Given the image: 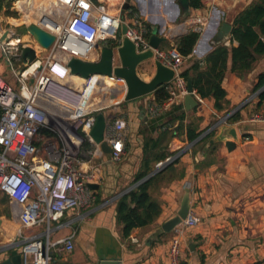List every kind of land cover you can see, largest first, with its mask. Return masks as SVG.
<instances>
[{
	"label": "crops",
	"instance_id": "obj_1",
	"mask_svg": "<svg viewBox=\"0 0 264 264\" xmlns=\"http://www.w3.org/2000/svg\"><path fill=\"white\" fill-rule=\"evenodd\" d=\"M103 1L109 12L116 13L117 8L114 7L113 12L109 2ZM253 1L205 0L200 9L193 10L184 8L180 0H130V8L117 10L116 17L120 19V14L124 11L121 21L129 25L134 19L140 21L146 29L148 39L153 30H157L160 37H167L159 45L158 49L162 52L175 47L174 42L188 31H194L197 18L205 21V29L198 33L199 37L191 54L182 56V72L196 61L203 63L204 58L217 46H225L214 44L221 25L227 23L232 29L235 17ZM57 8L60 9L59 6ZM57 8L47 7V10H43L51 14ZM9 32L12 34L11 42H23L36 48L28 33L17 37ZM1 33L3 31H0V35ZM24 37L27 40L23 41ZM116 37L98 44L112 43L117 40ZM232 46H236V43ZM98 55L99 52L94 49L91 58L86 61H95ZM0 57L4 63L0 64V75L9 84L15 83L16 86L13 87L17 88L16 76L21 63L7 62L1 45ZM115 61V65H118L117 60ZM146 63L149 64L148 71L137 73L143 81L150 80L155 72L153 60ZM230 65L229 59L221 82V87L226 92L225 109L222 112L213 109L212 98H202L203 103H198L194 89L192 95L196 106L193 109L185 110L183 96L175 89L176 97L171 106L155 117L150 116L149 108L159 107L164 101L157 102L153 93L124 101L123 97H118L124 93L118 91L114 93L115 100L110 101L108 95L102 94L99 101H91L92 104L102 101L113 103L114 107L107 111V105H104L102 113L107 125L118 119L125 121V151L117 164H113L109 154L99 153L98 157L92 159L90 166L98 174L97 181L91 184L96 188L89 189L93 200L89 208L68 211L58 222L52 224L53 227L63 226L51 233V241L65 238L71 233H74V238L72 252L53 253L50 264H98L103 259L112 258H118L122 264H167L173 235L172 232L163 233L161 225L176 215L186 189L189 192V212L198 218L199 223L186 229L181 237L182 264H253L264 260V121L252 120L254 115L264 112V100L261 101L257 92H253L258 75L264 73V56L257 57L251 70L243 77L232 74ZM4 66L8 67L12 79L4 75ZM79 79L81 78L75 75L73 81L78 82ZM165 85L166 92L169 87H175L172 81ZM177 105L179 107L175 109ZM141 107L144 109L143 113ZM232 111L238 118L232 123L227 121L226 126H233L238 133L235 149L228 152L224 141H216L206 151V140L187 150L175 165L177 171H184V176L171 181L162 179L149 189L151 198L160 204L161 213L158 218L148 226L134 229L127 239H122L121 226L115 220V205L122 195L134 187L130 184L135 174L142 170L145 161L143 153L147 151L148 165L154 168L156 161L152 160L151 154H158L162 149L167 152L179 151L187 144L181 137H172L179 124L183 127L190 126L196 132L207 131L212 123ZM180 115H184L182 122L176 119ZM212 132V138H215L218 132ZM85 144L88 147L84 148H91L89 143ZM8 203V209L0 213V264L7 261L13 250L20 256L21 238L12 226L11 220L16 218H13L9 199ZM43 229V226H39L27 230L25 236ZM131 237L137 239V243H133Z\"/></svg>",
	"mask_w": 264,
	"mask_h": 264
},
{
	"label": "built area",
	"instance_id": "obj_2",
	"mask_svg": "<svg viewBox=\"0 0 264 264\" xmlns=\"http://www.w3.org/2000/svg\"><path fill=\"white\" fill-rule=\"evenodd\" d=\"M52 2L60 7L57 13L59 21L45 17L52 28L49 30L43 25L38 26L51 33L54 41L48 49H44L32 38L36 47L35 61L30 64L23 62L22 47L27 44L19 42L13 45L9 31H3L7 33V38L0 42L7 62L21 63L16 76V89L0 75V193L9 199L12 215L18 221L17 235L22 239L19 244L22 264H50L53 253L72 252L74 233L55 241H51L50 236L63 226L53 227L54 222H58L68 211L89 208L93 200L87 185L94 184L98 174L90 164L102 152L100 145L90 136V131L96 113L105 109L104 106H91L94 94L98 93L95 88L100 87V91L108 95L109 100L115 92L125 93L126 90L124 80L113 75H90L85 80L75 82L68 61L72 58L86 61L100 41L113 39L120 33L121 25H125L124 36L133 43L137 53L150 50L155 60L174 71L172 82L175 87L168 88L169 97L161 106L149 108L150 116L155 117L168 110L176 97L175 89H178L180 96L186 94L185 81L180 77V67L184 60L182 55L175 47L167 52L152 49L145 35L146 29L140 21L134 19L129 25L118 19L117 10H122L124 2L117 4L114 14L109 12L103 0ZM11 4H15V1ZM205 25V21L197 18L194 32L202 33ZM42 52L48 53L44 59L40 57ZM262 90L264 87L257 94ZM194 96L198 103H203L202 98ZM252 120L264 121V112L254 115ZM125 129L123 119L105 126L103 142L110 146L112 162L119 163L122 160ZM86 142L90 144V149L84 148ZM193 144L157 162L154 169H164ZM82 151L89 159L81 156ZM198 223V218L189 212L174 227L167 264H182L181 237L186 229ZM39 226L44 229L28 236L23 235V230ZM131 241L137 243L134 237H131Z\"/></svg>",
	"mask_w": 264,
	"mask_h": 264
},
{
	"label": "trees",
	"instance_id": "obj_3",
	"mask_svg": "<svg viewBox=\"0 0 264 264\" xmlns=\"http://www.w3.org/2000/svg\"><path fill=\"white\" fill-rule=\"evenodd\" d=\"M204 1L205 0H187L186 5L189 9H200ZM7 4H4L2 8ZM132 11L134 12L133 9ZM6 12L8 15L15 14L8 10ZM198 37V33L188 31L184 36L174 42L175 47L183 57H187L191 54ZM116 39L117 40L112 41V43L109 42L107 44L110 46L117 45L119 35H117ZM25 40H27V37L23 38V41ZM234 42L236 46H232ZM259 56H264V0H254L235 17L232 23L229 46H217L204 58L203 63H200V61L192 63L181 72L180 76L185 81L191 78L192 86L196 94L201 98H212L213 109L217 112H222L225 109L226 92L221 87V82L227 69L228 60L230 59L231 64L230 72L238 77H243L244 74L251 70ZM165 86L166 85H163L153 92L157 102L165 101L169 97L164 89ZM263 87L264 73H261L257 77L253 92H258ZM13 88L16 89V87ZM257 96L261 101L264 100V90L260 91ZM178 105L175 109L179 107ZM183 118L184 115L176 117L180 122L183 121ZM237 118V114L233 113L228 118V121L232 123L237 120ZM205 131L206 130L196 132L190 126L183 127L182 124H179L176 128V133H172V137H181L183 141L190 144L194 143ZM163 134L165 135V133ZM212 137L213 132L211 131L198 142L194 143L192 147H195L202 141H208ZM84 147H88V144H85ZM210 148H212V146ZM144 149H146V145ZM146 152L147 151L143 153L145 154V161L142 164V170L136 173L131 181L130 185L134 187L130 189L129 192L122 195L115 205V220L117 224L121 226L122 239H127L134 229L152 224L160 215V204L151 198L149 194L150 187L162 181V179L171 181L176 177L182 178L184 176L183 170L177 171L175 168V165H177L179 161V157L148 180L139 183L154 170L153 167L148 165L147 159L149 158L146 157ZM177 152L178 151L167 152L165 149H162L158 154H151L153 156L151 157L153 158L152 160L157 163ZM253 264H264V260Z\"/></svg>",
	"mask_w": 264,
	"mask_h": 264
},
{
	"label": "water",
	"instance_id": "obj_4",
	"mask_svg": "<svg viewBox=\"0 0 264 264\" xmlns=\"http://www.w3.org/2000/svg\"><path fill=\"white\" fill-rule=\"evenodd\" d=\"M18 0H0V5L5 3H10ZM187 0H180V4L187 7ZM130 0H124L122 5V10H127L129 8ZM43 23H50L47 20L43 19ZM26 32L38 43V45L44 49H48L54 41V36L43 30L41 27L34 23H30L25 26ZM231 27L227 23H223L215 36L214 44H224L225 46L229 45L228 35L230 33ZM126 26L121 25L119 45L117 47L104 44H97L95 46L96 51L99 52L98 58L95 61H83L80 59L72 58L68 61V67L71 70L73 75L79 76L82 80H85L90 75H101V76H111L113 75L116 78H121L125 82L126 90L123 95L124 101H131L148 94L153 93L157 88L170 83L174 78V71L169 67L163 65L153 58L152 51L148 50L144 53H137L132 42H130L125 36ZM7 33H3L0 37V42H3L7 38ZM167 37H160L157 30H153L149 37V45L152 49H158L160 43L165 42ZM22 60L25 63H32L35 61L36 53L35 49L29 46L22 47ZM117 56L118 65H115V57ZM149 60H153V65L155 68L154 75L149 81H143L137 74V67ZM19 74V72L17 73ZM31 82V81H30ZM193 86L192 79L188 78L186 80V94L183 96L182 102L186 111H190L196 106V101L193 97ZM110 100H115V95L109 97ZM144 112V109L141 107V113ZM226 114L222 118L218 119L215 124L211 125L208 128V132L216 130L218 132L215 138H211L205 144L204 150H207L209 146L213 145L216 141H224V146L228 152H231L235 149L236 144L238 143V133L233 126H226L225 122L233 114ZM106 126V121L104 114L98 112L95 115V123L90 131V136L96 144L100 145V150L103 154H109L111 152L110 146L103 142V133ZM206 131V132H207ZM205 133V132H204ZM202 134L194 141L198 142L202 138ZM81 156L85 159L89 157L82 151ZM161 171L160 168H155L150 172L145 178H143L139 183H142L148 180L150 177ZM138 183V184H139ZM89 189L96 188L95 185L88 184ZM189 192L188 189L185 190V193L180 202L179 209L176 215L164 222L161 225V230L163 233H170L174 227L179 225L181 221L189 213ZM15 216H13L14 218ZM4 264H21L20 256L16 250H13L10 254V257ZM98 264H122L118 258L112 259H103Z\"/></svg>",
	"mask_w": 264,
	"mask_h": 264
},
{
	"label": "rangeland",
	"instance_id": "obj_5",
	"mask_svg": "<svg viewBox=\"0 0 264 264\" xmlns=\"http://www.w3.org/2000/svg\"><path fill=\"white\" fill-rule=\"evenodd\" d=\"M107 1L109 2L110 0H107ZM121 1L124 2V0H113V2L111 0L109 2L110 8L112 9L113 12L115 11V8H116L117 4H120ZM5 4H7V3H5ZM49 4H50V6H49ZM2 6L3 5H0V31H8L9 30L17 37H21L22 35L27 34V32L25 31V26L30 24V23H34V24H37V25L44 24L43 26L50 30V28H52L51 25L43 23L42 22L43 18L45 20L50 19L51 21H55V19H56L57 21H59V17H57V13L60 11L57 8V6H59V5L53 3L52 0H24L22 2L15 1V4H13V5L10 2L4 8H2ZM47 7H51L52 9H56L57 8V11H55V12H53L51 14L48 13V12L46 13V11L43 10V9L45 8L47 10ZM1 8H2V10H1ZM17 8H19V9H17ZM7 10L9 12H13L15 14L8 15L7 12H6ZM19 10H21V11H19ZM124 13L125 12L123 11L120 14V19L121 20H123V18H124ZM44 16L48 17V19H46ZM60 20L63 21L64 17L61 18ZM15 22L19 26L15 25ZM47 55H48V53L42 52L40 57H42L44 59L45 56H47ZM115 60H117V56L115 57ZM0 64H4L3 61L1 60V57H0ZM148 65L149 64L146 63V62L140 64L139 67H138L137 73L139 72V74H143L146 71H148V69H149ZM4 69H5L4 75L6 77L12 79V75H11V72L9 71L8 67L4 66ZM6 81L8 82V80H6ZM147 81H149V80H147ZM10 85L12 87L16 86L15 83L14 84L11 83ZM102 94H103L102 91L94 94L93 102L99 101V99H101V95ZM118 97L122 98L123 96H118ZM104 105H107V108L105 109V111L111 110L114 107L113 103L109 102V101H102L101 103H98V104L93 103L91 106L93 108H97V107L104 106ZM216 121L214 123H212V125L215 124ZM187 145H189V143H187L185 145V147ZM113 164H117V163L113 162ZM8 204L9 203H8L7 197L0 194V213H4L3 211L8 209ZM11 222L13 223L12 226L14 228V231L15 230L17 231L19 229V225H18V223H16V219H14V220L12 219ZM22 232H23V235L27 234V230H23ZM20 240H22V239H20ZM180 258H181V245H180Z\"/></svg>",
	"mask_w": 264,
	"mask_h": 264
},
{
	"label": "bare ground",
	"instance_id": "obj_6",
	"mask_svg": "<svg viewBox=\"0 0 264 264\" xmlns=\"http://www.w3.org/2000/svg\"><path fill=\"white\" fill-rule=\"evenodd\" d=\"M110 1H111V0H110ZM110 1H109V2H110ZM33 21H34V20H33ZM34 22H35V21H34ZM36 25H37V24H36ZM11 43H13V44H16V43H17V41H15V42H14V41H12ZM89 58H91V55L89 56ZM37 66H38V64H36V66H35V67H37ZM32 69H33V68L29 69V72H30V71H32ZM95 89L97 90V92H99V91H100V87H99V88H98V87H96Z\"/></svg>",
	"mask_w": 264,
	"mask_h": 264
}]
</instances>
